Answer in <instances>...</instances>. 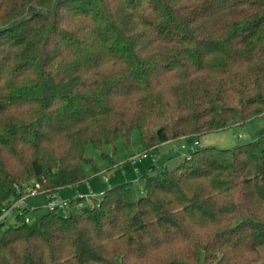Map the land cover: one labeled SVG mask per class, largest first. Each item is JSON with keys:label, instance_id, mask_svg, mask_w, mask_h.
Wrapping results in <instances>:
<instances>
[{"label": "trees", "instance_id": "obj_1", "mask_svg": "<svg viewBox=\"0 0 264 264\" xmlns=\"http://www.w3.org/2000/svg\"><path fill=\"white\" fill-rule=\"evenodd\" d=\"M262 114L264 0H0V209L99 172L89 144L137 129L151 151ZM69 200L1 223L0 264H256L264 133Z\"/></svg>", "mask_w": 264, "mask_h": 264}, {"label": "rangeland", "instance_id": "obj_2", "mask_svg": "<svg viewBox=\"0 0 264 264\" xmlns=\"http://www.w3.org/2000/svg\"><path fill=\"white\" fill-rule=\"evenodd\" d=\"M261 133H264V114L241 124H236L228 128L205 133L200 137V141L201 146L231 148L236 145L257 139L259 135H261ZM139 134L140 132L137 129L132 132V143L128 146L125 145L122 139H118L112 145H103L102 152L92 144H89L86 149V154L89 157H92L97 162H95V165H98L99 168H111V164L113 163V161L119 164L108 171L105 170V172L100 174L94 173L92 167L88 166L86 168L88 178L83 182L76 184V186L74 187H67L62 190V195H60V197L69 199L71 197H69V195H71L72 193H76L74 196L90 195L91 193H93V190L91 191L89 182L92 184V187L97 183V185L102 184V186L106 184L105 188H107L119 182L135 181L136 179L141 177L144 172L146 163L150 162V160L140 158L134 162L127 158L130 152H133V154H137L143 151V147L141 146V143L139 141ZM190 143L191 140H177L165 146L164 151L162 152V157H164L165 160L169 161V157L171 156L172 160L168 165L169 168H173L181 161H183V154H185V152H188L190 149L188 148L186 150H183L181 149L180 145L186 144L188 146ZM175 145H177V149H175ZM102 153H105L109 156L105 157V155H103ZM168 154H170L169 157ZM149 158L152 159L151 156H149ZM160 161L163 160L160 159ZM110 173H115L117 178L110 179ZM27 202L33 207V209H30L27 213V216L32 220L36 216H41L48 209V207L45 205V198L43 195L37 194L31 196L28 198ZM256 264H264V244L261 246V258Z\"/></svg>", "mask_w": 264, "mask_h": 264}, {"label": "built area", "instance_id": "obj_3", "mask_svg": "<svg viewBox=\"0 0 264 264\" xmlns=\"http://www.w3.org/2000/svg\"><path fill=\"white\" fill-rule=\"evenodd\" d=\"M180 138L186 140L187 138L189 139L190 137H188L187 135H182ZM190 139H192V142L188 146L186 144L180 145L181 149L183 150L190 148L188 152H185V154H183L184 157H189L190 152L192 150H195L198 146H200L198 139L196 138H190ZM175 149H177V145H175ZM149 155L150 154L148 151H143L138 154H132L131 156H129V160L135 162L138 159L146 158ZM150 156L152 158L153 163L156 164L157 157L154 155H150ZM18 190L19 192H21L20 197L16 199L8 200L6 203H4L1 206L0 224L6 222L8 219L14 218L17 215V213H22L24 208L33 209V207L27 202L28 198L37 194L43 195V193L45 192L44 190L41 189L40 182H38L37 180H32L30 183L24 186L22 190L20 189V187H18ZM102 193L103 192L91 193L90 195H79L80 197H83L84 200L79 201L76 205V208L93 206L94 200H99L102 196ZM45 205L49 209H64L70 206V200L66 198H62L57 194H53L47 197V199L45 200ZM26 221L30 222L31 220L29 217H27Z\"/></svg>", "mask_w": 264, "mask_h": 264}, {"label": "crops", "instance_id": "obj_4", "mask_svg": "<svg viewBox=\"0 0 264 264\" xmlns=\"http://www.w3.org/2000/svg\"><path fill=\"white\" fill-rule=\"evenodd\" d=\"M253 119V118H252ZM236 125V124H235ZM201 137V136H200ZM200 139L201 138H198V140H199V143H200V145H201V141H200ZM177 140H184V139H181V138H179V139H177ZM176 140V141H177ZM186 140H191V142H192V139H186ZM171 142H175V141H168V142H164V143H160L157 147H155L153 150H151V151H148L149 152V154L150 155H154V156H156L157 157V164L158 165H167V167H169L168 165H169V163H170V161L172 160V158H171V156H170V154H168V157H169V161H167V160H165V158L164 157H162V152L164 151V148H165V146H167L169 143H171ZM170 150V149H169ZM144 151V150H143ZM143 151H141V152H143ZM141 152H139V153H141ZM131 154H133V152H130L129 154H128V157L127 158H129V156L131 155ZM138 154V153H137ZM149 155V156H150ZM149 156L147 157V158H144V159H149L150 160V162H148V163H146V166L144 167V171L145 170H147L150 166H152L153 164H155V163H153V161H152V159H150L149 158ZM160 159L161 160H163V161H160ZM119 163H117V162H113L111 165V168H113L114 166H116V165H118ZM176 164V163H175ZM111 168H107V169H105V168H101V170L99 171V172H97V174H100V173H103V172H105V170H110ZM109 178L111 179V178H117L116 177V175H115V173H110V175H109ZM89 184H90V188H91V191L93 190V193H99V192H103L106 188V184H104L103 186H102V184H99V185H97V183L95 184V185H93V187H92V184L89 182ZM74 186H76V184L75 185H71V186H68V187H74ZM67 188V187H66ZM93 188V189H92ZM65 188H63V189H61V190H59V191H57L55 194H57V195H62L61 194V191L62 190H64ZM76 193H72L71 195H69V197L70 196H74ZM68 197V196H67ZM68 197V198H69Z\"/></svg>", "mask_w": 264, "mask_h": 264}]
</instances>
